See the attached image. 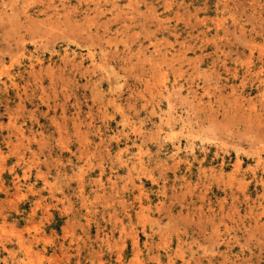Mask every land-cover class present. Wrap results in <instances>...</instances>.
Listing matches in <instances>:
<instances>
[{"label":"rangeland","instance_id":"obj_1","mask_svg":"<svg viewBox=\"0 0 264 264\" xmlns=\"http://www.w3.org/2000/svg\"><path fill=\"white\" fill-rule=\"evenodd\" d=\"M168 261L264 264V0H0V264Z\"/></svg>","mask_w":264,"mask_h":264},{"label":"bare ground","instance_id":"obj_2","mask_svg":"<svg viewBox=\"0 0 264 264\" xmlns=\"http://www.w3.org/2000/svg\"><path fill=\"white\" fill-rule=\"evenodd\" d=\"M119 157H120V155H119ZM120 162H122V161H120ZM135 167H136V164L133 163V164H132V168H135ZM133 171H134V170H133ZM139 189H140L139 191L142 190L141 188H139ZM54 197H55V196H54ZM83 199H84V198L81 197V201H84ZM136 201H137V205H138L137 208H139V213H142L144 208H143V206H142V205H143V202H142V195H141L140 193H139V196H138V198H137ZM119 203H120V202H119ZM121 203H123V201H122ZM121 203H120V204H121ZM160 204H161V203H160ZM82 205H85V202H83ZM127 207H128V206H124V207H123V211H126V210H127V209H126ZM160 207H161V209H162L163 206L160 205ZM160 207H159V208H160ZM85 208H86V206H85ZM157 209H158V208H157ZM161 209H160V210H161ZM146 210H147V208H146ZM126 214H127V213H126ZM140 215H141V214H140ZM114 218H115V216H114ZM114 218H113V219H114ZM199 219H200V218H199ZM201 220H202V218H201ZM208 220H209V219H208ZM120 223H121V222H120ZM132 235H133V236H132L133 243L136 244V243H137V236L134 235V234H132ZM168 262H169V264H172L170 261H168Z\"/></svg>","mask_w":264,"mask_h":264}]
</instances>
